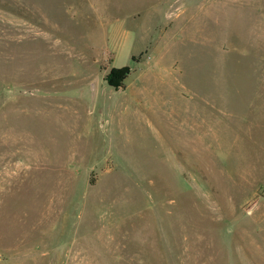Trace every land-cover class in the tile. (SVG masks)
I'll use <instances>...</instances> for the list:
<instances>
[{"label":"rangeland","instance_id":"374dc122","mask_svg":"<svg viewBox=\"0 0 264 264\" xmlns=\"http://www.w3.org/2000/svg\"><path fill=\"white\" fill-rule=\"evenodd\" d=\"M262 16L0 0V264H264Z\"/></svg>","mask_w":264,"mask_h":264},{"label":"crops","instance_id":"0c3cea01","mask_svg":"<svg viewBox=\"0 0 264 264\" xmlns=\"http://www.w3.org/2000/svg\"><path fill=\"white\" fill-rule=\"evenodd\" d=\"M262 23L260 24V25H258L257 24V28H256V33H264V16H262ZM214 21L215 22H217V16H215L214 17ZM147 34L149 35V33H145V35L147 36ZM162 35H163V37H165L166 35H164L163 33H162ZM150 37V36H149ZM152 44V43H151ZM153 45V47H154V44H152ZM130 59L131 60H135V56H131L130 57ZM114 60H115V57H114ZM156 64H159V63H156ZM155 64V65H156ZM114 65V64H113ZM123 67H127V66H123ZM123 67H121V68H123ZM112 68H114V69H120V68H115V67H112ZM144 70H146L145 71V75L143 76V77H147L148 76V70H152L153 71V69H151V68H144ZM151 74V73H150ZM129 76V75H128ZM91 78V77H90ZM94 79V78H93ZM127 79V78H126ZM94 80H96L97 81V79H94ZM148 80V79H147ZM91 82H92V80H91ZM100 83H101V87H103L104 86V84H103V82L102 81H99ZM103 84V85H102ZM92 85V87H93V90H92V92H90L89 91V93L91 94V95H94L95 94V90H96V87H95V85H93V84H91ZM90 84H89V86H91ZM128 86H129V84L128 85H126L125 84V81H124V89L123 90H126L127 88H128ZM182 87H183V85H182ZM145 90H146V96H147V99H144V101H147V102H149V107L150 108H152V109H154L155 107L153 106V103H152V100L153 99H156V97H157V95L155 94V92L152 90V89H150V87L146 84L145 85ZM88 89V88H87Z\"/></svg>","mask_w":264,"mask_h":264},{"label":"trees","instance_id":"16d2710c","mask_svg":"<svg viewBox=\"0 0 264 264\" xmlns=\"http://www.w3.org/2000/svg\"><path fill=\"white\" fill-rule=\"evenodd\" d=\"M130 73L129 67H123L120 69L112 68L108 75L104 78L107 85L115 90L124 88V81Z\"/></svg>","mask_w":264,"mask_h":264}]
</instances>
